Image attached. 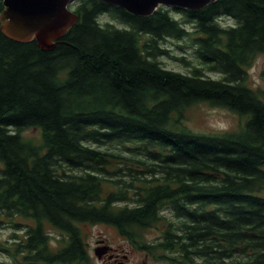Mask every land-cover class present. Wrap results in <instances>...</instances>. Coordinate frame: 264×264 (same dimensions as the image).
Masks as SVG:
<instances>
[{
    "label": "trees",
    "instance_id": "trees-1",
    "mask_svg": "<svg viewBox=\"0 0 264 264\" xmlns=\"http://www.w3.org/2000/svg\"><path fill=\"white\" fill-rule=\"evenodd\" d=\"M173 10L180 21L78 0L51 51L0 32V226L25 228L0 251L14 264H91L84 225L114 228L155 262L264 264V87L247 74L264 56V0ZM168 39L195 47L190 73L159 61L191 65ZM200 104L236 128L194 133L187 112ZM31 129L39 144L22 136Z\"/></svg>",
    "mask_w": 264,
    "mask_h": 264
},
{
    "label": "rangeland",
    "instance_id": "rangeland-1",
    "mask_svg": "<svg viewBox=\"0 0 264 264\" xmlns=\"http://www.w3.org/2000/svg\"><path fill=\"white\" fill-rule=\"evenodd\" d=\"M76 2L72 3L70 9L75 8ZM169 13L176 20H181V15L176 13L173 9H169ZM101 23H110L116 27H123L117 20L110 18L109 16L102 15L99 18ZM224 26L232 24L230 20H225L222 22ZM161 46L170 51V55L173 57H186L191 65H183L172 57H162L159 61L164 65L166 69L178 71L184 74L190 73L193 65L197 63L194 60L195 47L191 46L189 42L181 40L176 41L173 39H168L161 44ZM180 47L182 49H180ZM264 71V56H258L253 62L252 66L247 70L248 74V85L253 88H263L264 79L262 78V72ZM210 78H219L220 76L213 73L206 74ZM238 119L236 116L224 109L212 108L206 104H200L187 112V120L185 122L186 126L197 134L213 135L218 133H223L236 128ZM22 136L26 139L32 140L33 142L39 144L41 141V133L37 129L26 130L22 133ZM123 154H127L123 152ZM166 214V213H165ZM25 228L20 227L15 229L10 222H7L0 226V244L6 243L11 244L14 241V234L21 236ZM83 234L85 236V242L89 251L91 258V264H165L162 262H155L151 258L147 257L144 253L138 252L133 249L127 240L122 238L117 231L107 225H84L82 227ZM48 234L51 238L53 245H57V242L61 240L62 236L52 230H48ZM145 238L149 242H154L160 238V234L157 230L153 229L145 233ZM104 241V243H99ZM110 246L112 249H116L117 254L121 256L118 258L117 262L110 261L111 256L107 259L102 258L98 260L94 254V250L101 246ZM126 255L127 259H123L122 256ZM106 256V255H105ZM0 263L4 264H14L12 260L7 258L0 251Z\"/></svg>",
    "mask_w": 264,
    "mask_h": 264
},
{
    "label": "water",
    "instance_id": "water-1",
    "mask_svg": "<svg viewBox=\"0 0 264 264\" xmlns=\"http://www.w3.org/2000/svg\"><path fill=\"white\" fill-rule=\"evenodd\" d=\"M78 0H2L0 32L18 43L35 42L43 51H51L61 43L77 23L78 16L70 9ZM123 9L135 17H150L158 8L198 12L217 0H98ZM99 243H104L100 241ZM111 250L97 247L94 254L101 260Z\"/></svg>",
    "mask_w": 264,
    "mask_h": 264
},
{
    "label": "flooded vegetation",
    "instance_id": "flooded-vegetation-1",
    "mask_svg": "<svg viewBox=\"0 0 264 264\" xmlns=\"http://www.w3.org/2000/svg\"><path fill=\"white\" fill-rule=\"evenodd\" d=\"M77 2V1H76ZM110 247V246H109ZM113 251V252H112ZM112 257L111 259H110V261H113V262H117V260H118V258L121 256L120 254H117V252H116V249H112L111 248V250L107 253V255L106 256H104L103 258L104 259H107V257L109 258V257ZM122 258L123 259H127V256L126 255H123L122 256ZM118 264H125V263H119L118 262Z\"/></svg>",
    "mask_w": 264,
    "mask_h": 264
},
{
    "label": "bare ground",
    "instance_id": "bare-ground-1",
    "mask_svg": "<svg viewBox=\"0 0 264 264\" xmlns=\"http://www.w3.org/2000/svg\"><path fill=\"white\" fill-rule=\"evenodd\" d=\"M113 252V251H112Z\"/></svg>",
    "mask_w": 264,
    "mask_h": 264
}]
</instances>
